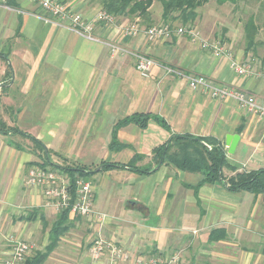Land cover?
Wrapping results in <instances>:
<instances>
[{
  "label": "crops",
  "instance_id": "obj_1",
  "mask_svg": "<svg viewBox=\"0 0 264 264\" xmlns=\"http://www.w3.org/2000/svg\"><path fill=\"white\" fill-rule=\"evenodd\" d=\"M61 1L87 17L101 10L98 0ZM15 2L12 6L0 0V53L8 54L7 60L0 55V115L6 120L4 108L11 109L19 130L46 149L84 160L85 155L94 154L92 147H98L99 157L91 160L122 163L134 153L150 159L151 149L165 142L171 133L190 134L222 143L228 161L239 171L264 167V119L246 112L232 99L213 98L201 88L193 89L187 81L188 75H203L216 84L231 85L260 97L264 96V78L255 68L248 75H238L230 64L233 58L207 51L183 36L149 42L142 31L125 35L122 28L127 25L144 28L138 17L95 22L93 34L101 41L114 42L153 59L149 76L144 78L135 69L133 55L112 54L103 42L58 25L29 0ZM160 16L161 12L153 18L159 20ZM207 30L214 33V29H200L204 37H209ZM233 53L235 60L244 57L243 51ZM134 112L157 114L170 130L152 120L143 129L130 123L117 131V139L125 147L109 149L114 123ZM228 134L239 135L232 154L225 144ZM28 139L18 133L0 134V256L4 258L10 252L11 237L28 245L32 242L36 249L44 247L57 214L41 188L25 183V163L34 155L19 142ZM96 173H124L127 180L123 190L137 201V207L125 206L123 200L114 197L117 194L110 186L106 189L112 197L103 188L98 196L92 191L93 209L106 218L80 216L87 217V223L74 221L73 228L49 254L48 264H73L69 261L71 236L83 225L90 245L101 236L121 245L132 256L169 257L174 252L178 254L176 264L185 261L186 256L190 258L188 264H195V251L206 244L200 253H206L209 264H264L261 194L229 192L219 183L205 184L195 194L184 184H195L201 178L199 173L164 164L145 175L126 169ZM192 174L195 179L189 180ZM34 208L44 215L46 227L39 219L20 218ZM213 229L217 232L209 238ZM40 242L42 247L38 246ZM85 260V264H100L92 262L88 249Z\"/></svg>",
  "mask_w": 264,
  "mask_h": 264
},
{
  "label": "trees",
  "instance_id": "obj_2",
  "mask_svg": "<svg viewBox=\"0 0 264 264\" xmlns=\"http://www.w3.org/2000/svg\"><path fill=\"white\" fill-rule=\"evenodd\" d=\"M10 5L15 6V0H7ZM61 1V0H60ZM161 5V25L172 27L173 23L191 24L197 18L196 9L210 0H98L101 10L111 14L114 19L119 17H138L140 25L147 28L153 21L150 7L154 2ZM217 4L231 3L237 4L241 0H214ZM63 2V1H61ZM64 3V2H63ZM66 4V3H65ZM68 5V4H67ZM69 6V5H68ZM244 39L247 42L246 48L253 47L257 27L253 16H250L243 25ZM1 57L7 60L8 54L0 53ZM11 74L10 66H7L6 76ZM152 120L166 130H170L168 123L163 117L153 113L134 112L117 120L111 131V139L108 148L114 151L125 147L117 139V131L124 125L133 123L139 128H145L147 123ZM8 133L21 134L31 138L40 144L30 135L20 131L16 127H10L0 117V134ZM20 148L19 145H16ZM147 156L142 153H134L126 162L100 161L93 169L84 165H58L52 163L47 151H43L40 161L34 164L45 168H52L63 173L68 179L69 190L74 195L76 181L91 176L93 173L107 171L110 169H126L139 174H150L157 170L161 165H171L179 170L199 173L201 178L195 184H184L191 188L195 194L198 189L205 185L215 183L221 184L229 192H249L254 195L261 194L264 200V167L252 170H238L236 165L231 164L226 157V150L222 143L212 137H198L190 134L171 133L169 138L151 149V156L147 162H143ZM228 169L232 172L226 176L223 170ZM69 207L57 211L55 220L51 223L48 231V242L43 249L33 253L28 252L20 264H43L49 254L58 245L60 238L74 226L75 217H70ZM22 220L35 221L39 219L43 226H47V221L38 208H34L20 217ZM217 232L213 229L209 233V238ZM222 232V231H221Z\"/></svg>",
  "mask_w": 264,
  "mask_h": 264
},
{
  "label": "built area",
  "instance_id": "obj_3",
  "mask_svg": "<svg viewBox=\"0 0 264 264\" xmlns=\"http://www.w3.org/2000/svg\"><path fill=\"white\" fill-rule=\"evenodd\" d=\"M31 3L38 5L42 10L48 13L58 25H64L89 40L101 41L93 34L95 22L113 23L114 17L104 10H98L92 17H87L82 13L72 9L60 0H29ZM123 33L127 36L137 34L139 27L137 24L127 25L122 28ZM196 37L197 30L170 27L168 25H153L144 28L146 40L163 41L172 36H181L183 34ZM106 44L112 54H131L135 58V69L141 77L147 78L154 61L151 57L142 52H132L120 47L114 42L101 41ZM204 45H208L205 43ZM215 53L222 50L218 45H213ZM231 67L238 75L250 74L251 67L246 62L231 60ZM264 78V74H262ZM188 84L191 88H201L213 98L232 99L239 107L246 112L264 119V96L257 97L248 94L245 91L227 84H216L211 79L203 75H193L187 77ZM25 183L29 186L39 187L47 200L48 205L55 210L69 207L70 215L89 216L96 214L100 219L106 215L95 212L92 206V188L89 182L83 179L76 181L74 195L69 190L68 179L58 170L45 168L40 165H32L27 172ZM11 249L8 257L2 260L1 264H20L24 256L29 251V245L17 238L11 237ZM88 254L93 263L100 264H176L177 255L161 257L159 255H137L132 256L121 245L99 236L93 240L88 248Z\"/></svg>",
  "mask_w": 264,
  "mask_h": 264
},
{
  "label": "rangeland",
  "instance_id": "obj_4",
  "mask_svg": "<svg viewBox=\"0 0 264 264\" xmlns=\"http://www.w3.org/2000/svg\"><path fill=\"white\" fill-rule=\"evenodd\" d=\"M150 11L152 14V18L153 17L155 18V15H159L161 12L160 3L155 1L153 5L150 7ZM196 11L198 15L193 23L182 24L181 22L178 21V22L173 23L172 27L174 28L183 27V28L197 30L198 35L196 37L192 38L187 33L181 36L188 38L189 40H191L192 43L199 45L201 48H205L207 51L210 50L211 52L215 53L214 48H213V45L215 44V45H218L220 48H222V50L218 52V54H224L233 59H235V55L233 53L234 50L235 51L238 50L241 52L243 51L244 57L241 58L240 60L249 64L251 69L255 68L256 71H259L261 74H264V0H241L237 4H231V3L217 4L214 0H210L204 5L198 7ZM250 16H253L254 18V23L257 27V33L254 38L253 47L245 50L247 42L244 39L243 25ZM154 18H153L152 23L148 27L153 26V25L166 24L162 22L161 16L159 20H154ZM138 27H139L138 32L142 31L144 34V28L140 27L139 25ZM200 29H214V33L213 32L210 33L211 31L207 30L210 33L209 37H204ZM169 39H166V40H169ZM152 42H155V41H152ZM205 43H207L208 45H204ZM225 44H226V47H224ZM229 47L231 49H229ZM166 68L169 72H173V69L171 67H166ZM188 76H193V75H188ZM4 114L7 116L6 120H3V115H0L1 119L5 121L6 124L9 123L10 121L9 123L10 127H16L19 129V127L16 125V122L13 121L15 114L11 111V109L4 108ZM19 144L27 147V149L25 150L34 155V157L31 158L33 159L32 161H28L25 163V169L27 170L33 165L34 162L40 161L43 155V151L44 152L47 151L51 162L58 164V165L78 164V165H84L86 167H89L90 169H93L99 163V159L91 160L92 157L94 156L99 157L100 154L99 155L96 154L98 147L97 148L92 147L94 149V154H92L91 156L90 154L85 155L84 160H83L82 157L81 159H79L77 158V156H66L62 152H57L51 149H46L41 143L38 145L31 140H29V142H26L25 140H23V141H20ZM148 160L149 158H145L143 162H147ZM228 172L231 173V171L228 169L223 170V174L228 173ZM192 175L193 176L188 178L189 180L195 179V174H192ZM83 180L86 182H89V185L91 186L92 191L95 193V196H98V193L102 191V188L105 190L104 191L105 193H108L109 196H111L110 195L111 193H109L111 191L109 190V192H107V189H106L107 186H110L112 187V190L114 191V193L117 194L114 197L119 198L118 200L120 202L123 200L125 206L134 205L135 207H137V201L133 199L130 195H128L129 194L128 192H125V190H123V184H125L127 180V177L125 176L124 173H117V174L93 173L91 176L84 177ZM29 211L30 209H28L25 212V214ZM75 218L76 220H79V222L81 223L82 222L87 223V220H86L87 217L82 218L78 216ZM104 218H106V216ZM85 227L86 226L83 225L82 230L79 232L73 231L72 235L74 236H71L73 238L72 239L73 243L71 244L73 248H71V253L69 254L70 255L69 261L72 262L73 264H79V263L85 264V261H86L85 253L88 249V246L90 245L89 244L90 240L88 238L89 233L86 231ZM81 237L82 239H80ZM29 246L31 247L30 253H33L37 250H41L44 248L42 247L41 242L38 243V246L42 247L41 249H36L34 243L32 242H29ZM201 249L202 250L206 249V244L205 245L200 244V246L197 248V251H195V264H209L210 261L206 253L205 254L200 253ZM187 252L188 251H186V253ZM172 255L178 256V254L174 252L172 253ZM3 259H4V256H0V264L2 263ZM47 259L45 260L43 264L49 263ZM177 263H178V260H177ZM188 263H190V258L187 256H186L185 261L180 260L179 262V264H188ZM219 263L222 264V262H219Z\"/></svg>",
  "mask_w": 264,
  "mask_h": 264
},
{
  "label": "water",
  "instance_id": "obj_5",
  "mask_svg": "<svg viewBox=\"0 0 264 264\" xmlns=\"http://www.w3.org/2000/svg\"><path fill=\"white\" fill-rule=\"evenodd\" d=\"M239 141V135L238 134H228L225 137V144L227 146V152L233 153L235 151V147Z\"/></svg>",
  "mask_w": 264,
  "mask_h": 264
}]
</instances>
